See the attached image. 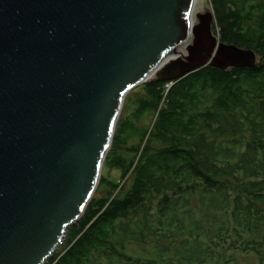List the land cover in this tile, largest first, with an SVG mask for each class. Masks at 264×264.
<instances>
[{
	"label": "water",
	"instance_id": "1",
	"mask_svg": "<svg viewBox=\"0 0 264 264\" xmlns=\"http://www.w3.org/2000/svg\"><path fill=\"white\" fill-rule=\"evenodd\" d=\"M196 0H0V264H45L93 197L126 95L261 63Z\"/></svg>",
	"mask_w": 264,
	"mask_h": 264
},
{
	"label": "trees",
	"instance_id": "2",
	"mask_svg": "<svg viewBox=\"0 0 264 264\" xmlns=\"http://www.w3.org/2000/svg\"><path fill=\"white\" fill-rule=\"evenodd\" d=\"M210 5L218 39L261 63L132 89L103 164L119 178L102 171L45 264H264V0Z\"/></svg>",
	"mask_w": 264,
	"mask_h": 264
},
{
	"label": "rangeland",
	"instance_id": "3",
	"mask_svg": "<svg viewBox=\"0 0 264 264\" xmlns=\"http://www.w3.org/2000/svg\"><path fill=\"white\" fill-rule=\"evenodd\" d=\"M196 5L198 7V9H202L204 6H206L208 8V6L211 8V5H210V0H197L196 1ZM137 89V88H136ZM135 91L132 90V93ZM149 120V117H147L144 122H148ZM103 174L104 175H107L109 178L111 179H118L119 178V172L116 170V169H112V170H107L106 168L103 170ZM235 258H236V262L237 264H245V263H255L256 262V259H255V256L250 253V254H241V253H238L236 252L235 253Z\"/></svg>",
	"mask_w": 264,
	"mask_h": 264
},
{
	"label": "bare ground",
	"instance_id": "4",
	"mask_svg": "<svg viewBox=\"0 0 264 264\" xmlns=\"http://www.w3.org/2000/svg\"><path fill=\"white\" fill-rule=\"evenodd\" d=\"M197 1V0H196ZM197 3V2H196ZM195 3V7H194V11H193V15L196 13V12H203L204 10L208 9L206 6H204L202 9H198L197 5Z\"/></svg>",
	"mask_w": 264,
	"mask_h": 264
}]
</instances>
